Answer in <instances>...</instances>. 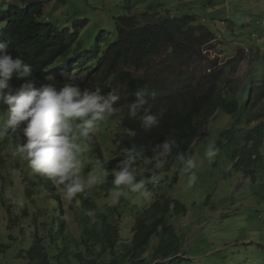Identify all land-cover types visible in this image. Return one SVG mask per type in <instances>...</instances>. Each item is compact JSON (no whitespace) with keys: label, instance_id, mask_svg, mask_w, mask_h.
Here are the masks:
<instances>
[{"label":"rangeland","instance_id":"obj_1","mask_svg":"<svg viewBox=\"0 0 264 264\" xmlns=\"http://www.w3.org/2000/svg\"><path fill=\"white\" fill-rule=\"evenodd\" d=\"M40 2L44 7L43 21L78 31L87 45L101 32L114 39L118 17L144 12L154 16L148 21L192 15L211 29L216 39L186 62L175 59L172 49L166 47L143 68H125L147 80L148 91L139 93L151 107L156 105L161 110L172 103L183 107L201 96L210 95L215 102L220 97H238L251 69L250 58L257 51L264 57V0ZM15 3L0 0V10ZM85 76L86 70L43 80L13 77L10 89L15 91L25 82H32L37 88L51 84L57 90L67 83L83 91L89 88L81 87ZM225 78L231 80V85H225ZM116 84L115 91L123 96L120 110H124L137 95L130 97L122 82ZM6 111L7 105L0 102V119ZM259 114L263 117L247 122L216 109L191 148L172 162L166 157L137 159V180L146 181V189L151 192L149 199L125 189V195L117 202H112L110 190L115 188L113 170H119L116 166L123 156L114 145L121 128L113 117L99 125L89 141V150L81 157L85 180L92 167L89 161L97 159L103 162L109 176L72 201L62 198L61 185L33 173L18 152V145L26 140L23 128L27 122H23L15 133L0 138V264H29L33 255L30 250L40 238H45L42 244L49 258L53 257L55 250L49 247L51 233L55 246L62 249L71 245L70 252H76L74 238L91 240L94 249L89 253L82 249V258L99 263L115 260L118 264H264V131L260 147H252L249 141L256 137L255 128L261 126L264 130V104L256 109L255 115ZM209 145L218 150L213 163L205 157ZM181 155L197 164L192 170L197 180L191 187L190 173L183 170ZM158 159L162 160L159 168ZM91 174L99 175L100 170ZM153 175L158 178L155 183L151 182ZM168 199L181 203L178 214L172 211L167 216L175 231V238L168 243L174 246V252L171 257L156 261L153 253L160 238L153 236L145 253L135 259L131 250L137 219L146 218L152 204L162 205ZM107 224L118 229L116 245L109 251L94 245L95 241H103L100 234H104Z\"/></svg>","mask_w":264,"mask_h":264},{"label":"trees","instance_id":"obj_2","mask_svg":"<svg viewBox=\"0 0 264 264\" xmlns=\"http://www.w3.org/2000/svg\"><path fill=\"white\" fill-rule=\"evenodd\" d=\"M15 2L7 10H0V42L8 45V50L14 57L19 56L32 66L33 72L30 76L43 80L49 76L62 77L76 72L84 73L86 70L81 87L95 90L94 86H99L102 94H107L110 90L115 91L116 83L119 81L125 85L130 97L138 92L146 93L147 80L136 77L125 68H143L151 57L161 54L166 47L172 49V56L175 59L181 63L186 62L216 39L215 33L199 23L195 16L160 17L148 21L154 16L144 12L140 15L118 17L114 39L101 32L93 43L90 41L87 45L78 31L62 29L53 23L43 21L41 18L44 7L40 0ZM259 53L257 51L249 60L251 69L243 91L238 97L231 99L220 97L215 102L210 100V95L201 96L193 98L183 107L172 103L163 110L159 106H152V112L156 114L160 123L158 127L148 132L141 128L139 119L127 118V108L120 110L123 104V96L120 94L114 105L119 111L113 116L121 128L114 141L118 153L123 149L135 147L137 159L143 157L154 160L159 151L158 145L166 141L169 143L175 141L171 153L165 156L172 162L175 157L191 148L218 108L237 120L245 119L250 122L262 118V114L255 115L256 109L264 104V57ZM236 68L235 66L234 69ZM224 83L231 85V80L225 78ZM121 115L125 117L123 123L120 122ZM253 131L256 137L249 141L252 142V147L258 148L264 130L258 126ZM135 166H139L137 160ZM174 181H177V178ZM180 208L181 203L168 199L162 205L152 204L146 211V218L137 219L132 257L136 259L143 255L153 236L160 238L153 258L157 261L171 257L174 246L168 243L175 238V231L174 227L168 224L167 216H170L172 211L178 214ZM100 235L103 241H95L94 245H101L107 251L113 250L118 235L117 227L107 224L104 234ZM49 239H51L49 247L55 250V255L49 258L46 246L42 244L45 238L43 240L40 238L30 250L33 255L29 264H118L115 260L110 263H99L96 260L83 259L82 249L88 253L94 249L89 239L74 238L75 244L72 245L76 252H70L71 245L62 249L55 246L52 233Z\"/></svg>","mask_w":264,"mask_h":264},{"label":"clouds","instance_id":"obj_3","mask_svg":"<svg viewBox=\"0 0 264 264\" xmlns=\"http://www.w3.org/2000/svg\"><path fill=\"white\" fill-rule=\"evenodd\" d=\"M33 68L25 63L19 56L14 57L8 50V45L0 42V102L7 105V111L0 119V138L10 132L15 133L23 122L26 138L23 144L18 145V152L27 160L28 167L33 173L47 177L54 184L61 185V196L72 201L77 194L85 193L97 184L104 183L109 171L104 169L99 159L91 163L89 178L85 180L81 174L82 155L89 150V141L98 131L99 125L117 114L115 107L119 95L110 90L102 94L99 86L95 90L65 84L57 88L51 84L35 87L32 82H25L18 90L10 89L13 77L23 79L30 77ZM137 98L127 104V118L139 119L141 128L151 131L159 126V119L152 112L151 104L141 93ZM124 116H120L123 123ZM175 141L164 142L158 145L157 157L169 155ZM218 150L209 145L205 157L208 163H213ZM123 156L117 170H113L115 188L110 190L112 202H117L125 195V189L131 193H138L145 199L151 197L146 189V181L137 180V151L135 147L123 149ZM183 170L189 172L188 187L197 180L193 169L197 167L196 161L184 156L179 157ZM162 166V160H157L156 167ZM100 170L99 175L91 173ZM157 176L151 177V182H157ZM93 213H89L92 215Z\"/></svg>","mask_w":264,"mask_h":264}]
</instances>
